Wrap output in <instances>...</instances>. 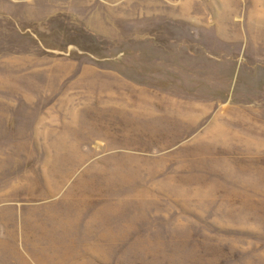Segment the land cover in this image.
Instances as JSON below:
<instances>
[{
    "label": "rangeland",
    "instance_id": "1",
    "mask_svg": "<svg viewBox=\"0 0 264 264\" xmlns=\"http://www.w3.org/2000/svg\"><path fill=\"white\" fill-rule=\"evenodd\" d=\"M0 264H264V0H0Z\"/></svg>",
    "mask_w": 264,
    "mask_h": 264
}]
</instances>
